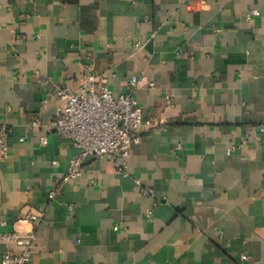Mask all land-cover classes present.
Returning <instances> with one entry per match:
<instances>
[{"label": "crops", "instance_id": "obj_1", "mask_svg": "<svg viewBox=\"0 0 264 264\" xmlns=\"http://www.w3.org/2000/svg\"><path fill=\"white\" fill-rule=\"evenodd\" d=\"M86 68L116 96L136 76L151 125L58 186L80 149L29 124ZM0 125V233L35 232L29 264H264V0H0Z\"/></svg>", "mask_w": 264, "mask_h": 264}, {"label": "built area", "instance_id": "obj_2", "mask_svg": "<svg viewBox=\"0 0 264 264\" xmlns=\"http://www.w3.org/2000/svg\"><path fill=\"white\" fill-rule=\"evenodd\" d=\"M257 14L258 10L250 11V15ZM110 79L109 70L94 74L91 68H86L79 90L60 89L58 110L54 118L47 123L36 118L29 124L30 130L45 127L50 134L57 133L69 138L80 149L79 154L72 158L68 171L56 180L58 186L82 177L83 164L87 158H103L116 163L120 158L127 159L131 148L145 140L143 132L151 123L145 118L143 107L133 96V90L140 81L132 76L130 91L116 96L109 88ZM49 81L48 77L44 79V83ZM10 134L9 127L0 125V155L3 157L9 151ZM41 143L48 144V136H43ZM233 149L234 147L232 151ZM54 165L57 166L58 162L55 161ZM55 194L56 191L53 190L50 197L54 198ZM41 220L42 215L39 213L29 212L26 215V221L36 226ZM35 239L33 231L0 233L1 242H13L23 248L22 252L4 250L0 264H29Z\"/></svg>", "mask_w": 264, "mask_h": 264}]
</instances>
